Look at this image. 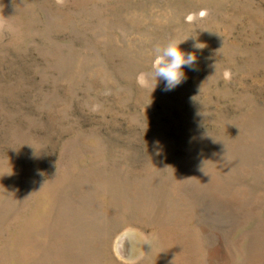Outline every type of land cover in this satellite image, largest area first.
<instances>
[{
	"label": "rangeland",
	"instance_id": "obj_1",
	"mask_svg": "<svg viewBox=\"0 0 264 264\" xmlns=\"http://www.w3.org/2000/svg\"><path fill=\"white\" fill-rule=\"evenodd\" d=\"M0 264H264V0H0Z\"/></svg>",
	"mask_w": 264,
	"mask_h": 264
},
{
	"label": "clouds",
	"instance_id": "obj_2",
	"mask_svg": "<svg viewBox=\"0 0 264 264\" xmlns=\"http://www.w3.org/2000/svg\"><path fill=\"white\" fill-rule=\"evenodd\" d=\"M63 0H58V3H62ZM207 13L205 11L200 12V16L203 17ZM189 21L193 19L191 15L187 17ZM184 40L170 39L163 47H157L154 52V57L151 65V70L148 72H140L137 75L136 82L141 88H151V92L155 89L158 79L166 81L165 91H170L176 86L182 83L185 78L183 71L185 66L192 67L197 60L194 53H185L180 48V44ZM197 49H203L205 45L203 43H195L193 45ZM215 67V66H214ZM225 80L231 79L230 70L226 69L223 73ZM152 81H155L154 86Z\"/></svg>",
	"mask_w": 264,
	"mask_h": 264
},
{
	"label": "water",
	"instance_id": "obj_3",
	"mask_svg": "<svg viewBox=\"0 0 264 264\" xmlns=\"http://www.w3.org/2000/svg\"><path fill=\"white\" fill-rule=\"evenodd\" d=\"M135 248L132 238L124 234L118 241V254L124 260H130L134 255Z\"/></svg>",
	"mask_w": 264,
	"mask_h": 264
},
{
	"label": "bare ground",
	"instance_id": "obj_4",
	"mask_svg": "<svg viewBox=\"0 0 264 264\" xmlns=\"http://www.w3.org/2000/svg\"><path fill=\"white\" fill-rule=\"evenodd\" d=\"M128 235V234H127ZM130 236V235H129ZM122 236H120L119 238H118V240H117V242H116V249H117V254H118V241H119V239L121 238ZM131 237V236H130ZM135 248V247H134ZM134 256H135V252H134V255L131 257V259H133L134 258ZM130 259V260H131Z\"/></svg>",
	"mask_w": 264,
	"mask_h": 264
}]
</instances>
